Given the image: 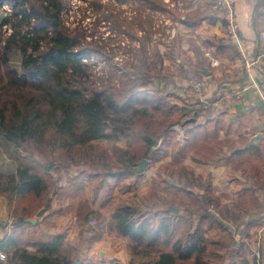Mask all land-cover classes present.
Returning <instances> with one entry per match:
<instances>
[{"label": "trees", "instance_id": "16d2710c", "mask_svg": "<svg viewBox=\"0 0 264 264\" xmlns=\"http://www.w3.org/2000/svg\"><path fill=\"white\" fill-rule=\"evenodd\" d=\"M161 1L145 0L154 10L165 12L168 3ZM5 3L10 12L0 18V151L15 162L16 172L5 174L0 170V197L10 206L15 197H20L24 205L13 209L12 231L0 243L7 259L0 264L73 262L61 252L65 232L45 236L34 219L39 207L49 204V200L44 198L35 206L26 204V200L31 202L54 190L57 198L75 197L84 187V180L89 184L96 181V197L109 180L118 183L134 176L140 178L143 173L137 169L143 158L155 163L169 154L171 163L180 168L159 170L146 192L122 198L111 214L117 235L127 241L129 264H264V240L260 254L252 261L243 241L232 252L234 234L220 233L227 229L225 223L207 210L208 202L215 210L219 208L218 198L210 196V181L195 175L192 166L180 164L186 154H197L206 161L216 154L212 144L219 134L222 114L212 119L206 114L208 118L196 123L192 117H204L200 108L195 114L196 110L153 92L150 86L160 75L163 58L149 50H144L131 71L108 76L100 87L88 86L84 80L88 64L84 60L92 48L83 46L78 36L67 31L62 3L0 0V6ZM188 18L191 16L177 15L174 19L190 23ZM151 27L153 24L143 30L147 38L153 33ZM17 51L19 67L11 62ZM237 53L228 40L221 39L214 54L235 58ZM193 68L197 73L203 71L200 62ZM187 73L186 77L192 74L189 70ZM182 129L187 134L183 143L177 140ZM121 137L126 139V147L116 144ZM263 150L257 145L237 151L234 166L242 159L262 158ZM251 171L256 175L262 172L260 166L251 167ZM63 172L68 177L66 185L57 179ZM172 187L187 200L163 193ZM243 204L238 206L240 210L245 209ZM175 207L186 217L174 212ZM78 215L97 221L89 245L99 241L105 222L104 205L95 208L83 201ZM181 219L187 221V226L175 237ZM211 229L217 231L208 234ZM237 233L249 236L247 227ZM17 236H23L37 249L27 250L14 238Z\"/></svg>", "mask_w": 264, "mask_h": 264}, {"label": "crops", "instance_id": "0c3cea01", "mask_svg": "<svg viewBox=\"0 0 264 264\" xmlns=\"http://www.w3.org/2000/svg\"><path fill=\"white\" fill-rule=\"evenodd\" d=\"M180 1L182 2V0ZM180 1L169 0V5L173 6L172 10L175 9L176 13V10L179 9L185 16H191L187 19L190 23H183L175 19L180 36H185L184 40L187 41L186 46H183V42H181V48L186 51L183 57L187 61L184 62H188L191 66L200 62L202 67H206V71L203 72L207 77V87L202 94L193 92L186 84L188 89L182 91L183 104L180 103V105L188 109L185 103H192L191 110H196L195 114L198 108L202 110L204 117L202 119L195 117L196 123L203 122L205 118H208L205 116L206 114L210 115V119L222 114L219 121L220 131L218 136L213 139L212 144L216 154L209 157L208 161L203 160L197 154L193 157L186 154L184 161L192 160L193 166H189L194 168L195 175L201 176L206 173L213 190L210 196L213 199L218 198L219 208L215 211L220 219L227 221L228 217L223 213L234 212L236 220H230L225 224L229 226V230L241 232L247 227L254 245L252 257L248 256V259L252 261L260 254V245L264 240V228L260 230L261 232L258 231L259 227L264 225V150L262 158L258 160L242 159L238 166H234L233 162L237 151L257 145L264 147V39L260 38V35L264 37V0H234L235 15L240 25L239 36L242 39L240 45L228 41L238 51L235 58L214 54L218 41L227 39L222 21L213 11H209L210 0H183V8ZM174 14L173 12V16H175ZM182 14L181 16H184ZM178 15L180 16V14ZM206 49L220 58L219 68L211 66L207 57L203 56ZM246 61L252 62L250 67L245 66ZM205 62L207 64H204ZM188 78L190 77L186 78V82ZM238 92L241 93V96L236 99L235 94ZM188 96L190 101H188ZM213 121L215 120L213 119ZM186 137V129H182L177 135V140L183 143ZM170 159L171 155L169 154L161 161L155 162L154 165H163ZM235 163L237 164L236 161ZM258 166L262 172L256 175L252 173L251 167ZM15 167V162L0 151V170L5 174H10L16 172ZM197 170L204 171L198 172ZM162 172L165 171L162 170ZM162 176L169 178L165 173ZM62 183L60 182V184ZM55 193L54 190L53 195ZM163 193H168V190L164 189ZM238 194H241V200H239ZM44 198L45 196L36 197L31 202L28 199L25 203L35 206L38 201L40 202ZM53 198L57 201L51 199L49 204L41 205L34 219L40 223L39 229L45 236L65 232L61 250L64 255L73 259V262L79 260V264H90L94 261H102L105 264L130 263L131 254L127 249L125 238L119 235L109 238L106 234V227L103 226L102 233L104 235L99 241L89 245L90 234L76 226L74 213H71L67 207V200L72 202L70 200L72 197L64 196L60 199L54 196ZM59 200L61 202H58ZM22 201V198L15 197L14 205L10 206L3 197H0V243L4 242L5 237L11 233L5 235L3 231L6 220L13 215V209L21 207V204L24 205V201ZM59 203H62L63 207L58 205ZM241 203H244L245 209H239L238 206ZM46 221L53 226L46 224ZM186 226L187 222L185 221V227L180 230L179 234L186 229ZM114 232L116 233V230ZM220 233L223 234L224 231H220ZM260 233L262 235L258 236ZM14 238L27 250L37 249V246L27 244V240L23 236ZM83 240H86V243ZM0 250L2 249L0 248ZM4 261L0 262L4 263Z\"/></svg>", "mask_w": 264, "mask_h": 264}, {"label": "rangeland", "instance_id": "374dc122", "mask_svg": "<svg viewBox=\"0 0 264 264\" xmlns=\"http://www.w3.org/2000/svg\"><path fill=\"white\" fill-rule=\"evenodd\" d=\"M59 1L62 3V7H64L62 20L67 31L71 35L78 36L79 41L83 46L86 45L87 47L92 48V51H87L89 57L84 60L88 64L86 72L87 76L84 77L88 86L93 88L100 87L106 83L108 76H115V74H119L121 71H131L139 64L144 50H149L151 52H158L161 55V58H163V67L159 71L160 75L153 79L154 81L150 86V89L157 94H165V96H169L168 100L172 103L176 101V103L183 104V96L181 95L182 91L188 89L186 88V84H188L189 79L193 75H198L199 73L192 71L194 69L193 66H191L188 62H184L187 61L185 60L186 58L183 57L184 54H186V51L181 48V42H183V46H186L187 41L184 40L185 36H180L178 26L174 19L178 14L181 15L182 11L180 12V10L177 9L176 13L174 11L175 9L172 10L173 6L169 5V0H160L161 2L168 3V10L165 12H162L161 10H154L151 5L145 2V0ZM155 1L160 2L157 0ZM182 2L184 1L182 0ZM182 2L180 1L181 5ZM171 3L174 2L171 1ZM183 6L184 4L182 5V8ZM169 10L170 12H168ZM7 12H10V8L9 5L5 3L0 6V18L1 16L6 15ZM173 12L175 13V16H173ZM151 24L154 25V27H151V31H153V33L147 38L143 30L146 28L148 30V26ZM175 39L178 40L179 43ZM19 58L20 53L18 51L15 52L11 58V62L15 67H19ZM207 62L204 64H207ZM188 70L191 71L192 74L191 76H187L190 78H188L186 82V74L188 75ZM188 101H190L189 96ZM185 104H187V108L191 110L192 103L186 102ZM98 141L104 142V140ZM116 144L120 147H126V139L121 137L116 141ZM143 159L147 160V166L142 172L143 175L140 178L134 176L130 177L128 180L119 181L118 183H114L112 180H109L107 185L104 188H101L98 194L96 193V197L94 194L96 181L89 184L84 180V187L77 196L70 199L72 202H69L66 199L68 203L67 207L71 213H74L73 215L76 226L80 230L83 232L86 231L87 234H90L91 230H94L97 226V221L96 224L93 225L91 220L88 221L83 218L81 219L78 215L81 203L84 201L94 207H98L102 204L105 207V222L103 223V226L106 227V234H108L109 238L116 237L117 233H115V230L113 229V219H111V214L117 207L118 203H120L121 199L127 196H133L135 193L140 194L146 192L151 187L153 183L152 181L156 178L155 173L159 170L162 171L164 168L163 170L165 172H169L172 167H176L177 169L180 168L179 165L171 163L172 156L169 161L167 160L163 165L159 164L158 166L154 165L155 163L151 162L148 158ZM180 164L184 166H193L192 160H187V162H185L184 158H181ZM155 169L156 172H154ZM197 171L199 172L204 170ZM65 173L66 172H63L61 176L57 178L58 181L63 182L62 184L64 185L68 182V177H66ZM54 174L57 176V173ZM201 177L204 182L205 180H208L206 173L201 175ZM194 190L198 191L197 188H194ZM165 195L169 198L174 196V198L180 197L179 199L182 198L187 200L183 196V193L182 195L178 194L173 190V187L170 188L168 193ZM54 196L53 191H50L46 194L45 200L48 199L50 201L51 199H54V201H57L53 198ZM66 200L63 201L66 202ZM58 202H61V200ZM58 205L63 207L62 203H59ZM207 210L213 211L216 214L215 208L211 202L207 203ZM181 211L178 209L176 212L177 214H182L186 217L183 210ZM223 214L228 217L227 221L221 220L225 224H227L230 220H236L234 212H224ZM194 216L195 214L192 215V217ZM185 221L186 220L184 219L179 221L175 237H178L180 230L185 227ZM226 228L227 229H224V233L227 232L229 234H234L232 252L236 251L243 241V246L248 251L247 257H252V248H254V245L252 244L251 237L241 235L237 232L231 233L229 231V226H226ZM263 228L264 225H261L258 231ZM214 232L215 230L211 229L208 230L207 233L213 234ZM102 235H104V233H102ZM261 235L262 233L258 236ZM83 241L86 243V240Z\"/></svg>", "mask_w": 264, "mask_h": 264}, {"label": "built area", "instance_id": "2783aa9c", "mask_svg": "<svg viewBox=\"0 0 264 264\" xmlns=\"http://www.w3.org/2000/svg\"><path fill=\"white\" fill-rule=\"evenodd\" d=\"M234 0H211L210 7L211 10L217 15L218 19L222 21V26L226 39L233 44H242V39L239 36L240 25L239 21L236 19L235 9H234ZM154 24V23H153ZM154 27V25H153ZM261 39H264L263 35H260ZM203 55L208 58L210 65L218 67L220 65V58L216 57L209 49L204 50ZM252 64L251 61H246L245 66L250 67ZM201 75V76H200ZM200 76V77H199ZM188 85L191 87V90L195 93L202 94L203 90L207 87L206 75L204 72H200L198 75H193L189 81ZM241 96V93L238 92L235 94V98ZM4 226L5 235L11 232L13 228V217H9L6 220ZM92 224H96V220L92 219ZM6 254L4 251L0 250V260H6Z\"/></svg>", "mask_w": 264, "mask_h": 264}, {"label": "water", "instance_id": "95a60500", "mask_svg": "<svg viewBox=\"0 0 264 264\" xmlns=\"http://www.w3.org/2000/svg\"><path fill=\"white\" fill-rule=\"evenodd\" d=\"M203 71L205 72L206 71V67H204L203 66ZM192 119V121H194L195 120V117H193V118H191ZM147 164V160L146 159H142L140 162H139V167H138V169H137V171L138 172H143L144 170H145V168H146V165ZM173 211L174 212H176L177 211V209H175V208H173ZM80 263V261L79 260H75L72 264H79Z\"/></svg>", "mask_w": 264, "mask_h": 264}]
</instances>
